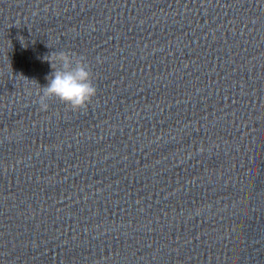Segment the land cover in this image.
Listing matches in <instances>:
<instances>
[{
  "label": "water",
  "instance_id": "obj_1",
  "mask_svg": "<svg viewBox=\"0 0 264 264\" xmlns=\"http://www.w3.org/2000/svg\"><path fill=\"white\" fill-rule=\"evenodd\" d=\"M0 264H264V0H0Z\"/></svg>",
  "mask_w": 264,
  "mask_h": 264
},
{
  "label": "clouds",
  "instance_id": "obj_2",
  "mask_svg": "<svg viewBox=\"0 0 264 264\" xmlns=\"http://www.w3.org/2000/svg\"><path fill=\"white\" fill-rule=\"evenodd\" d=\"M44 59L52 71L46 76L47 85H39L36 93L40 109L47 111L52 99H58L73 111L86 109L97 94L87 58L61 50L51 52Z\"/></svg>",
  "mask_w": 264,
  "mask_h": 264
}]
</instances>
